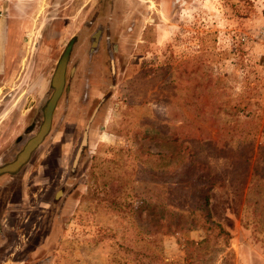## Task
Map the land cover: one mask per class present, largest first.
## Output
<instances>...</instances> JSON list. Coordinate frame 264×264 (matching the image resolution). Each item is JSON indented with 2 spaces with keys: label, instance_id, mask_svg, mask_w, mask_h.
I'll return each instance as SVG.
<instances>
[{
  "label": "rangeland",
  "instance_id": "374dc122",
  "mask_svg": "<svg viewBox=\"0 0 264 264\" xmlns=\"http://www.w3.org/2000/svg\"><path fill=\"white\" fill-rule=\"evenodd\" d=\"M263 25L264 0H0V167L65 62L0 175V264H264Z\"/></svg>",
  "mask_w": 264,
  "mask_h": 264
},
{
  "label": "water",
  "instance_id": "95a60500",
  "mask_svg": "<svg viewBox=\"0 0 264 264\" xmlns=\"http://www.w3.org/2000/svg\"><path fill=\"white\" fill-rule=\"evenodd\" d=\"M63 66L64 65L62 60V62L58 65L55 74L53 75L52 78V85L54 86L55 91L48 102V106L46 109L47 119L43 122L39 132L27 142L26 146L24 147L22 152L18 154L15 161L5 167L7 171H14L21 163L25 162L27 157L29 156L30 151H32L42 141L43 137L45 136L50 124L49 122L50 117L48 118V116L51 112L52 107L55 105L59 95V86L61 79L63 78V71H64Z\"/></svg>",
  "mask_w": 264,
  "mask_h": 264
},
{
  "label": "flooded vegetation",
  "instance_id": "af4514ba",
  "mask_svg": "<svg viewBox=\"0 0 264 264\" xmlns=\"http://www.w3.org/2000/svg\"><path fill=\"white\" fill-rule=\"evenodd\" d=\"M92 43H93V49H92V55H95V56H97V54L99 53V33H96L95 32V34H94V40L92 41ZM67 57V56H66ZM64 60H63V65H64ZM58 67V66H57ZM63 82H64V79L62 78L61 79V82H60V86H59V95H60V93H61V91H62V86H63ZM54 87V86H53ZM54 91H55V88H54ZM54 93V92H53ZM59 95H58V97H59ZM58 99V98H57ZM57 101V100H56ZM49 102V101H48ZM47 106H48V103L46 104V107H45V117H44V120H43V122L47 119V113H46V109H47ZM55 106V105H54ZM54 106L52 107V109L54 108ZM52 109H51V111H52ZM50 114H51V112H50ZM50 114H49V116H48V118L50 117ZM49 122H50V118H49ZM50 125V124H49ZM49 128V127H48ZM48 130V129H47ZM31 152H33V150L32 151H30V153ZM30 155V154H29ZM18 156V155H17ZM17 156H15L16 158H17ZM15 158V159H16ZM28 158H29V156L27 157V159H26V161L28 160ZM15 159L14 160H11L10 162H7L6 164H4L3 166H1L0 167V175L1 174H4V173H11V174H13V173H15V172H17L18 170H19V168L26 162H23V163H21L14 171H7L6 169H5V167L6 166H8L9 164H11L12 162H14L15 161Z\"/></svg>",
  "mask_w": 264,
  "mask_h": 264
},
{
  "label": "trees",
  "instance_id": "16d2710c",
  "mask_svg": "<svg viewBox=\"0 0 264 264\" xmlns=\"http://www.w3.org/2000/svg\"><path fill=\"white\" fill-rule=\"evenodd\" d=\"M263 169V171H264V167L262 168ZM203 210H204V213H203V215H204V221L206 222V223H208L209 224V227L210 226H217V227H219V230L220 231H222V232H224V230L221 228V226L218 224V223H215L214 221H212L211 219H210V214H209V212H208V196L206 195L205 197H204V199H203ZM258 212H256V214H257ZM255 230H257V229H259V225H260V222H259V220L258 221H256L255 222ZM226 233V232H225ZM226 234H228V233H226ZM145 256V254H141V258L142 257H144Z\"/></svg>",
  "mask_w": 264,
  "mask_h": 264
},
{
  "label": "built area",
  "instance_id": "2783aa9c",
  "mask_svg": "<svg viewBox=\"0 0 264 264\" xmlns=\"http://www.w3.org/2000/svg\"><path fill=\"white\" fill-rule=\"evenodd\" d=\"M261 33L264 34V25L261 28Z\"/></svg>",
  "mask_w": 264,
  "mask_h": 264
}]
</instances>
